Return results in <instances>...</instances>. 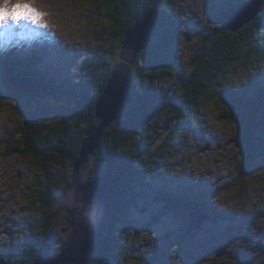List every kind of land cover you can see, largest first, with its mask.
<instances>
[{
	"label": "trees",
	"instance_id": "trees-1",
	"mask_svg": "<svg viewBox=\"0 0 264 264\" xmlns=\"http://www.w3.org/2000/svg\"><path fill=\"white\" fill-rule=\"evenodd\" d=\"M182 1L185 0H101L98 3L100 15L105 23L104 32L112 40L111 47L100 59L92 57L91 70L74 80L70 77L60 80L42 64L40 54L31 57L0 53L2 80L12 88L9 95L0 92V108L13 105L20 112V120L23 117L22 124L10 133L9 138H0V157L7 159L20 155L29 159L42 177L33 185L35 202L29 206L40 233L22 248L14 245L18 251L15 255L11 253L10 258L15 264H34L40 251L52 256L67 245L71 233L70 218L59 209L58 200L71 175L60 169L72 174L84 132L96 125L97 102L113 70L121 63L120 48L125 34L154 2L160 4L159 19L149 47L132 67V84L123 113L105 131L99 149L81 170V176L85 174L83 182L96 180L111 193L113 210L87 264H121L127 252L135 248L134 237L142 235L145 229H137L131 222V210L137 208L135 193L139 195L153 178L145 176V161L155 160L160 175V164L180 151L184 140L193 134L192 125L198 121L196 116L202 115L207 104L222 96L229 76L240 69L264 63V13L235 33L225 29L226 19L252 1L236 0L234 6L222 12L223 15L214 18L213 32L205 37L207 45L200 47L189 60L190 71L183 84L181 103L176 105L174 100L166 103L157 91V84H163L174 73L183 77L179 69L181 63L174 58L181 42L176 15ZM238 89V92L229 90L220 103L225 107V124L238 125L234 140L241 155L238 162L249 166L256 158L254 146L259 141L256 136L259 124L255 122L264 111V83L254 81ZM160 128L167 131L161 140L156 139ZM247 172L248 167L243 166L239 175L244 177ZM193 193H182L180 187L169 184L159 190L152 201L161 205L160 210H188L209 218H226L206 208L200 193L194 196ZM154 202H148V205L156 206ZM63 221L68 222V235L56 240L55 230Z\"/></svg>",
	"mask_w": 264,
	"mask_h": 264
},
{
	"label": "rangeland",
	"instance_id": "rangeland-1",
	"mask_svg": "<svg viewBox=\"0 0 264 264\" xmlns=\"http://www.w3.org/2000/svg\"><path fill=\"white\" fill-rule=\"evenodd\" d=\"M234 1L185 0L179 3L176 19L181 42L174 58L181 63L179 69L183 77L174 73L163 84H157V91L166 103L169 100H174L176 105L181 103L189 60L200 47L207 45L205 37L213 32L214 18L234 6ZM27 2L47 14L43 23L48 27L21 21L0 28L1 54L31 57L40 54L42 64L60 80H69V77L74 80L91 70L92 57L100 59L110 49L112 40L104 32L105 23L96 0ZM254 81L264 83L263 62L229 76L222 96L207 104L202 115L196 116L198 121L192 125L193 134L184 140L180 151L160 164V175L155 160L145 161V176L153 178L139 195L135 193L137 208L131 210L135 228L145 229L142 235L134 237L135 248L127 252L121 264H264V111L255 122L259 124L256 135L259 141L254 146L256 158L245 166L238 162L241 155L234 142L238 125L225 124V107L220 103L229 90L238 92V87L249 86ZM0 92L5 95L12 92L1 73ZM18 112L13 105L0 108V138H9L18 128L23 118L20 120ZM157 132L156 139L161 140L167 131L160 128ZM155 146L150 148V154ZM140 162L144 163V159ZM241 166L242 169L248 167L244 177L239 175ZM60 171L71 175L67 170ZM41 179L29 159L20 155L0 157V264H15L10 258L11 253L15 255L18 251L14 245L22 248L40 233L29 206L35 202L33 185ZM169 184L180 187L182 193L190 195L194 191L193 196L200 193L206 208L226 218H209L203 214L207 218L203 227L189 234L187 230L193 223L191 214L194 213L160 210L161 205L152 201L155 194ZM67 233L68 222L63 221L55 230L56 240L65 239ZM233 237L237 241L226 254L217 257L218 251L225 249ZM55 254L57 252L52 256Z\"/></svg>",
	"mask_w": 264,
	"mask_h": 264
},
{
	"label": "water",
	"instance_id": "water-1",
	"mask_svg": "<svg viewBox=\"0 0 264 264\" xmlns=\"http://www.w3.org/2000/svg\"><path fill=\"white\" fill-rule=\"evenodd\" d=\"M262 13L264 0H252L226 19L225 29L235 33L256 21ZM159 14L160 4L154 2L143 18L126 32L120 48L121 63L113 70L96 105V125L85 130L70 182L58 200L59 209L70 218V239L54 257L46 251H40L34 264H87L107 228L113 211L112 195L96 180L83 182L81 170L89 157L99 149L105 131L120 119L132 84V67L139 55L149 47ZM192 218L193 223L187 230L189 234L200 230L207 220L200 212H195ZM236 241L235 237L229 239L226 248L218 251L217 257L226 254Z\"/></svg>",
	"mask_w": 264,
	"mask_h": 264
},
{
	"label": "snow or ice",
	"instance_id": "snow-or-ice-1",
	"mask_svg": "<svg viewBox=\"0 0 264 264\" xmlns=\"http://www.w3.org/2000/svg\"><path fill=\"white\" fill-rule=\"evenodd\" d=\"M100 2L101 0H96V3ZM45 15L47 14L39 11L33 6V3L27 2V0H0V28L7 27L9 23L19 24L21 21L47 28L48 24L43 23Z\"/></svg>",
	"mask_w": 264,
	"mask_h": 264
},
{
	"label": "clouds",
	"instance_id": "clouds-1",
	"mask_svg": "<svg viewBox=\"0 0 264 264\" xmlns=\"http://www.w3.org/2000/svg\"><path fill=\"white\" fill-rule=\"evenodd\" d=\"M84 214L86 215V214H87V212H84Z\"/></svg>",
	"mask_w": 264,
	"mask_h": 264
},
{
	"label": "bare ground",
	"instance_id": "bare-ground-1",
	"mask_svg": "<svg viewBox=\"0 0 264 264\" xmlns=\"http://www.w3.org/2000/svg\"><path fill=\"white\" fill-rule=\"evenodd\" d=\"M15 33V32H14ZM236 238V237H235Z\"/></svg>",
	"mask_w": 264,
	"mask_h": 264
}]
</instances>
